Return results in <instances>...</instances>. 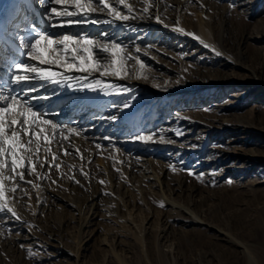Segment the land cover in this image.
I'll return each instance as SVG.
<instances>
[{"label":"rangeland","instance_id":"374dc122","mask_svg":"<svg viewBox=\"0 0 264 264\" xmlns=\"http://www.w3.org/2000/svg\"><path fill=\"white\" fill-rule=\"evenodd\" d=\"M141 7L142 19L159 17L170 28L132 33L140 39L130 47L109 40L132 57L122 75L140 85L112 84L99 93L124 128L155 125L144 131L151 137L145 144H168L150 156L155 178L145 180L134 165L141 161L122 143L84 140L74 152L55 141L52 123L38 125L45 133L31 144L17 129L27 166L13 170L7 158L0 169L7 208L16 213L0 211V264H264V159L230 153L264 155V0H144ZM120 88L127 91L116 94ZM158 92L164 96L146 104ZM87 126L63 135L81 137ZM161 126L172 128L156 132ZM93 198L100 208L93 224L81 226Z\"/></svg>","mask_w":264,"mask_h":264},{"label":"bare ground","instance_id":"6f19581e","mask_svg":"<svg viewBox=\"0 0 264 264\" xmlns=\"http://www.w3.org/2000/svg\"><path fill=\"white\" fill-rule=\"evenodd\" d=\"M107 2L113 7H115L117 11H119L121 14H124L127 16L131 14V17H133L132 14H135L136 17L131 18L129 16L130 19L127 21L116 20L114 16L109 15L108 9H105L103 12H101L100 8L102 6L93 3L92 7L96 8L97 11L89 15V17L87 18V22L77 23L71 27H59V26H52V25H58L60 21L53 20L52 25H50L48 20L46 19V11L50 12V9L46 10L43 4V0H0V99H2L3 97L9 96L10 94L17 95L18 97H22L25 95V92L21 91V89L24 88L25 86L23 84H20V85L12 84L10 80V76L13 74L10 66L13 65L15 62L26 61L29 65L33 63H37V66L47 67L46 65H39L38 62L32 61L30 58H28L25 55V49L22 47V45L27 40L34 39L36 33L39 31H44L45 33H51L52 38L55 41L62 40L63 36L66 34L76 35L77 38H79L80 36H87L88 38L92 39L95 42L96 47L99 48L103 46L104 44H106L109 40H117L122 43H127L126 47H130V42L132 43L140 39V37L133 38L132 33H136V32L138 33V31H147L146 33L149 34V36H151L152 34L156 35L158 33L163 35L164 31L170 28V27H167V25L159 22L158 19H157L158 21L150 20L149 16L147 19H142L141 9H143L142 8L143 6L141 7V4L144 2V0H134V1L124 0L123 5L120 4V0H107ZM65 7L67 8L68 11H78L75 4L71 2H69L67 5L58 6L57 10L63 11ZM129 8L131 9V11H128ZM94 20L98 22L92 23L91 21H94ZM200 33L202 34L203 37L206 38L207 36L206 33L204 32H200ZM128 37L130 38L127 40ZM152 40H153V37H152ZM59 48L62 49V46H59ZM41 50L44 51L43 48ZM213 51H215V49ZM44 54L47 55V52H44ZM93 55L94 56L97 55L95 49H94ZM222 56H225V55H222ZM97 59L101 60L105 66L111 63V62L108 63L107 54H104V53L99 54V56H97ZM229 62L231 63L233 62L234 66L242 67L241 63H239L238 61L235 62L232 59H230ZM54 70L58 72L63 71L62 68H55ZM103 70L104 69L102 67L101 71ZM84 75H87V74L78 72V71L66 72L65 76L69 77L70 79L66 81L62 80L61 83L59 84H54V83L40 81V80H32L29 83L28 87L29 88L35 87L36 91L27 93L28 104H30L35 111L43 114L42 117L40 118L46 119L50 121L52 124H55L57 126L54 131L55 132L54 138H55V141L58 142L60 146H65V148L70 151L71 150L76 151V150H79L80 147L82 146L81 143L83 144L86 143V141L84 140H92L91 143L94 141L96 142L97 146L99 143H102V141L104 142L106 140H111V141H115L118 143H122L121 145L122 148L124 150H128V153L131 154L132 158L134 157L133 159H135V161L136 160L141 161L138 163L135 162L134 165L142 168L144 172L143 176L145 180L147 179L149 181L155 178L154 173L150 167V162H151L150 156L155 155V154L162 155L165 151L169 150L168 144L167 145L161 144V145L156 146V145H152V143L151 145L150 144L148 145V144H145L146 142L134 140L136 136L134 134L140 133V135L146 136L144 131L147 129H153L155 125H153L152 123H149V124L147 123L145 128L143 127L144 129H142L141 127L142 129L141 132L138 131L139 127L135 128L134 130H128L124 128L125 126L123 125L121 126L118 122V120H120L119 115H115L114 113L115 111H117V109L115 110L114 105H112V103H110L107 100V97H105L104 94H100L99 90L90 91L88 89L80 90V87L77 88V86H79L80 84L77 78L82 77ZM134 76L131 77V76H126V75L121 74L120 78L103 77L100 75L99 72H95L91 74L90 76H88V82H91L94 79L103 78L104 80L110 81L111 84H114V85L123 84V83H127L131 86L140 85V83L136 81V78ZM68 84H72V89L69 88ZM64 88H68V90ZM163 96L164 94L162 93L160 94L159 92L154 93V95L151 94L150 97L148 95L149 100L148 102H146V104L150 102L154 103L155 101L158 102V99L162 98ZM34 97H49V98L47 99L35 98L34 99ZM166 97L171 98L170 95H167ZM151 108L152 109L155 108L157 110L159 109V104L151 105ZM151 114L152 113H150L149 115ZM112 117H115L116 119L113 120ZM170 119L171 118L169 117L168 120L159 122L161 120L160 118L159 121L157 122L158 123H166V122L169 123ZM67 120L71 121V124H74V125L69 126L65 124ZM85 122H88L89 126L80 129L79 132L81 134L80 135L81 137L77 138L71 135L68 136V133L66 134L67 137L63 135L64 130L62 129H66V131L67 129H72L74 131L76 129V131H78L77 125L83 124ZM101 124H103V126L100 128L99 125ZM240 124L242 125L245 124L244 126L248 127L249 131H251V129H255L253 128L251 123L246 122L244 120H242ZM107 127L109 128L112 127L111 130H109V132L107 133L108 136H110L109 139L108 138L106 139L103 136L104 133L108 131ZM165 128H167L168 132H170L172 127L171 128L168 126L162 127L161 130L163 131H160V129L155 130V131L163 133L165 132ZM61 131H62V135L60 134ZM183 132L184 134H188V131H183ZM64 133L66 132L64 131ZM124 135H128V138H121V136L123 137ZM239 150H241V153L238 152V149H235L234 151H231L230 153L236 154V155L249 154L252 157L250 159V162H258L260 159H264V155L263 156L260 155L257 149H250V150L239 149ZM252 165L253 164H251L250 166ZM92 196L95 197L96 195L95 196L92 195ZM84 207H87V205L86 204L78 205V207L76 208H78L77 209L78 212L82 214L84 213L83 212ZM99 208H100L99 200L96 201L95 198H93V201L89 205V210L91 209V211H89V213L87 212V214L89 215L83 214L84 216L81 221V226H88V225L93 224L92 221L95 218L94 215L95 213L97 214V211Z\"/></svg>","mask_w":264,"mask_h":264},{"label":"snow or ice","instance_id":"6c2138e0","mask_svg":"<svg viewBox=\"0 0 264 264\" xmlns=\"http://www.w3.org/2000/svg\"><path fill=\"white\" fill-rule=\"evenodd\" d=\"M69 2L74 3L78 11H68L67 8L63 11H58L57 7L61 5H67ZM98 4L102 7L100 11L105 9L109 10V15L114 16L116 20L127 21L130 19L127 15H121L119 11L107 0H43V4L50 12L46 11V19L49 24L52 25L53 20H58L59 27H71L74 24L87 22V18L97 9L92 7V4ZM120 4H124V0H120ZM128 11H131L129 8ZM144 12H148L149 9L145 8ZM159 20V17H157ZM97 23L98 21H91ZM180 31H183L182 29ZM192 35L191 33H187ZM78 35V34H77ZM106 35V34H105ZM199 39L198 37H196ZM62 46V49L59 48ZM207 47L208 45H204ZM22 47L25 49V55L32 61L38 62L39 65H46L47 67L37 66V63L29 65L26 61L15 62L10 66L13 74L10 76L12 84H23L25 87L21 89L25 92V95L18 97L17 95L10 94L9 96L0 99V169L7 166L8 159L10 158L11 167L13 170L20 168H26L25 157L21 155V150L28 151L25 143L21 140L20 132L17 129H21L25 136L28 137L27 143L31 144L32 138L36 137L39 140L40 136L45 133V128L41 127L40 132H36L35 128L38 125H48L51 122L42 119V113L35 111L30 104H28V92L36 91L35 87L29 88L28 85L32 80L46 81L54 84L61 83L62 80L66 81L70 79L65 76L66 72L78 71L86 73L82 77L77 78L80 83V90L88 89L90 91H97L101 89H108L112 87V84L108 80L94 79L88 82V76L95 72H99L103 77H116L120 78L122 72H125V61L132 59L130 55L125 56L124 48L118 42L106 43L103 46L97 48L95 42L87 36H80L66 34L62 40L55 41L52 38L51 33H45L39 31L36 33L35 38L27 40ZM44 49L42 51L41 49ZM94 49L97 55H93ZM139 51V49H137ZM47 52V55L44 54ZM104 53L111 56V63L106 66L101 60L97 59L99 54ZM139 62V61H138ZM103 67V71L101 68ZM143 67V65H141ZM55 68H62L63 71H56ZM126 74V72H125ZM72 87V84H68ZM127 89L120 88L116 94H121ZM105 94H110L105 92ZM47 99L49 97H34ZM130 105L125 103L123 108H128ZM115 120V117H112ZM55 129L57 126L52 124ZM9 130L11 134L9 135ZM71 132L72 129H69ZM151 139L148 136L136 135L135 141L147 142ZM45 142H50L49 137L44 135ZM39 149V143L37 144ZM67 154V152L65 153ZM55 159V156L53 157ZM20 179L23 180V174L17 173ZM4 177L0 175V211L7 210L13 216L16 213L7 208L6 197L4 195ZM30 183V181H28ZM101 183H103L101 181ZM15 191V190H14ZM164 206V205H161ZM18 219V217H17Z\"/></svg>","mask_w":264,"mask_h":264}]
</instances>
